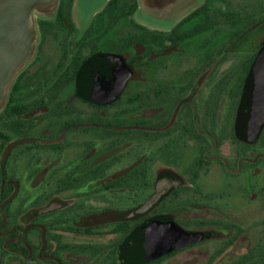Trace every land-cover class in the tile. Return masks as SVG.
Returning <instances> with one entry per match:
<instances>
[{
	"label": "flooded vegetation",
	"instance_id": "flooded-vegetation-1",
	"mask_svg": "<svg viewBox=\"0 0 264 264\" xmlns=\"http://www.w3.org/2000/svg\"><path fill=\"white\" fill-rule=\"evenodd\" d=\"M74 1L38 20L0 112V264H264V122L245 135L264 0L156 28L136 10L184 9L75 22Z\"/></svg>",
	"mask_w": 264,
	"mask_h": 264
},
{
	"label": "water",
	"instance_id": "water-1",
	"mask_svg": "<svg viewBox=\"0 0 264 264\" xmlns=\"http://www.w3.org/2000/svg\"><path fill=\"white\" fill-rule=\"evenodd\" d=\"M107 1L75 0L74 21L81 19L92 23ZM201 1L139 0V7H181L184 10H136L133 21L142 16L149 18V28H156L160 23L171 25ZM58 4L59 0H0V112L6 105L16 77L36 55L41 36L38 20L52 19ZM248 87L247 113L253 120V126L246 130L245 135L255 136L264 122V65L251 73ZM168 247L159 244L157 248L163 253Z\"/></svg>",
	"mask_w": 264,
	"mask_h": 264
},
{
	"label": "rangeland",
	"instance_id": "rangeland-1",
	"mask_svg": "<svg viewBox=\"0 0 264 264\" xmlns=\"http://www.w3.org/2000/svg\"><path fill=\"white\" fill-rule=\"evenodd\" d=\"M235 2L238 3L239 0H235ZM194 257H196V256H193L192 254H188V252H185L179 256L182 264H186V262H188V259L192 260Z\"/></svg>",
	"mask_w": 264,
	"mask_h": 264
},
{
	"label": "trees",
	"instance_id": "trees-1",
	"mask_svg": "<svg viewBox=\"0 0 264 264\" xmlns=\"http://www.w3.org/2000/svg\"><path fill=\"white\" fill-rule=\"evenodd\" d=\"M39 26V25H38ZM11 89H12V87H11ZM11 91V90H10Z\"/></svg>",
	"mask_w": 264,
	"mask_h": 264
}]
</instances>
